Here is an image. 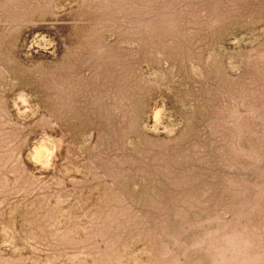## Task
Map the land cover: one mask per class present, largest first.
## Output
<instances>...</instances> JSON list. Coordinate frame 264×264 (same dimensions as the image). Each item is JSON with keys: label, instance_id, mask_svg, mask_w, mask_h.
Instances as JSON below:
<instances>
[{"label": "rangeland", "instance_id": "1", "mask_svg": "<svg viewBox=\"0 0 264 264\" xmlns=\"http://www.w3.org/2000/svg\"><path fill=\"white\" fill-rule=\"evenodd\" d=\"M0 264H264V0H0Z\"/></svg>", "mask_w": 264, "mask_h": 264}]
</instances>
